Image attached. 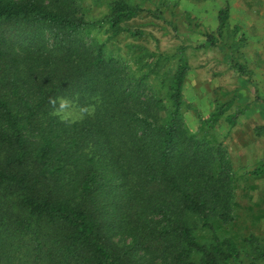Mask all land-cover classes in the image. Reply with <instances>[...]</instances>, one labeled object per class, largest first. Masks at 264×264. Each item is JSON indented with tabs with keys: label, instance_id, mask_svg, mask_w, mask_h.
<instances>
[{
	"label": "trees",
	"instance_id": "1",
	"mask_svg": "<svg viewBox=\"0 0 264 264\" xmlns=\"http://www.w3.org/2000/svg\"><path fill=\"white\" fill-rule=\"evenodd\" d=\"M140 13L118 0L88 21L76 0H0V264L17 232L32 240V264H264V238L240 248L220 232L233 220L235 178L207 135L223 111L187 130L183 54L166 111L149 73L135 76L88 38L103 26L137 36L124 25ZM61 98L92 112L62 119Z\"/></svg>",
	"mask_w": 264,
	"mask_h": 264
},
{
	"label": "rangeland",
	"instance_id": "2",
	"mask_svg": "<svg viewBox=\"0 0 264 264\" xmlns=\"http://www.w3.org/2000/svg\"><path fill=\"white\" fill-rule=\"evenodd\" d=\"M76 1L88 21H99L108 13L109 4L118 0ZM123 1L141 9L137 18L124 25L140 34L124 32L111 37L103 26L90 31L88 38L105 43L107 53L122 59L135 76L149 73L148 88L164 101L166 111L171 107L167 88L177 57L183 54L189 67L182 87L187 130L196 134L202 122L207 129L213 113L223 111L207 135L227 151L235 178L233 220L222 225L220 232L240 248L249 235L262 240L264 173L256 176L250 172L264 167V0ZM226 6L228 20L219 34L218 16ZM158 57L167 60L161 59L156 67ZM82 110L70 102L58 114L73 122L92 112ZM233 115H237L234 125L228 121ZM17 233L9 240L12 247L3 264H32L24 257L27 250L32 251V240Z\"/></svg>",
	"mask_w": 264,
	"mask_h": 264
},
{
	"label": "clouds",
	"instance_id": "3",
	"mask_svg": "<svg viewBox=\"0 0 264 264\" xmlns=\"http://www.w3.org/2000/svg\"><path fill=\"white\" fill-rule=\"evenodd\" d=\"M50 102L53 103V105L56 104V101H50ZM69 106H70V102L68 100L63 99V98H61L59 100V109H60V111H63L65 109L69 108ZM82 111H87V110L85 109V110H82Z\"/></svg>",
	"mask_w": 264,
	"mask_h": 264
}]
</instances>
